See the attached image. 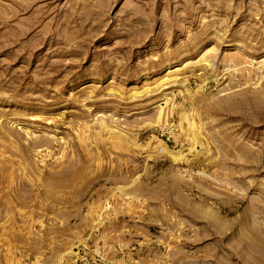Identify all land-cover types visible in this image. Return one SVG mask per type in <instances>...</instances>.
I'll use <instances>...</instances> for the list:
<instances>
[{"label": "rangeland", "instance_id": "1", "mask_svg": "<svg viewBox=\"0 0 264 264\" xmlns=\"http://www.w3.org/2000/svg\"><path fill=\"white\" fill-rule=\"evenodd\" d=\"M0 264H264V0H0Z\"/></svg>", "mask_w": 264, "mask_h": 264}, {"label": "built area", "instance_id": "2", "mask_svg": "<svg viewBox=\"0 0 264 264\" xmlns=\"http://www.w3.org/2000/svg\"><path fill=\"white\" fill-rule=\"evenodd\" d=\"M160 150H161V148H160Z\"/></svg>", "mask_w": 264, "mask_h": 264}]
</instances>
